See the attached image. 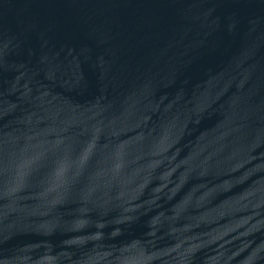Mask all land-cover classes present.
<instances>
[{"label": "water", "instance_id": "obj_1", "mask_svg": "<svg viewBox=\"0 0 264 264\" xmlns=\"http://www.w3.org/2000/svg\"><path fill=\"white\" fill-rule=\"evenodd\" d=\"M0 264H264V0H0Z\"/></svg>", "mask_w": 264, "mask_h": 264}]
</instances>
